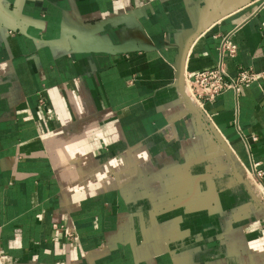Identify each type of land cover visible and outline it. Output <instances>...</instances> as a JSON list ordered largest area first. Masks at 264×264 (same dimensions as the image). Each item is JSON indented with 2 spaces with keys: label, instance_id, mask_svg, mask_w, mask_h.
Segmentation results:
<instances>
[{
  "label": "crops",
  "instance_id": "1",
  "mask_svg": "<svg viewBox=\"0 0 264 264\" xmlns=\"http://www.w3.org/2000/svg\"><path fill=\"white\" fill-rule=\"evenodd\" d=\"M220 66L264 70V0H0L7 264H264V85L178 83Z\"/></svg>",
  "mask_w": 264,
  "mask_h": 264
},
{
  "label": "built area",
  "instance_id": "2",
  "mask_svg": "<svg viewBox=\"0 0 264 264\" xmlns=\"http://www.w3.org/2000/svg\"><path fill=\"white\" fill-rule=\"evenodd\" d=\"M222 49L228 53L230 57H235L238 47L229 38H225L222 43ZM186 85V94L190 100L195 101L201 109H204V103L213 101L217 96L227 90L235 89L240 91L242 87H249L254 83L264 85V70L256 71L254 69H241L236 77L229 76L222 68L216 67L211 70L201 71L197 73H186L184 76ZM190 87L191 94L188 92ZM258 200V204H264V190ZM74 238L73 234L69 235ZM0 264H7L6 257L0 249Z\"/></svg>",
  "mask_w": 264,
  "mask_h": 264
},
{
  "label": "water",
  "instance_id": "3",
  "mask_svg": "<svg viewBox=\"0 0 264 264\" xmlns=\"http://www.w3.org/2000/svg\"><path fill=\"white\" fill-rule=\"evenodd\" d=\"M178 83L180 84V86L182 87L185 83V80H184V77H181L179 80H178ZM183 95L185 96V98H187V100H190L186 94V92L184 91L183 92Z\"/></svg>",
  "mask_w": 264,
  "mask_h": 264
},
{
  "label": "rangeland",
  "instance_id": "4",
  "mask_svg": "<svg viewBox=\"0 0 264 264\" xmlns=\"http://www.w3.org/2000/svg\"><path fill=\"white\" fill-rule=\"evenodd\" d=\"M188 92H189V94H191L190 87H188Z\"/></svg>",
  "mask_w": 264,
  "mask_h": 264
}]
</instances>
